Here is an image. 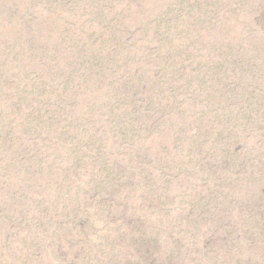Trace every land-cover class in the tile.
<instances>
[{
  "label": "rangeland",
  "instance_id": "374dc122",
  "mask_svg": "<svg viewBox=\"0 0 264 264\" xmlns=\"http://www.w3.org/2000/svg\"><path fill=\"white\" fill-rule=\"evenodd\" d=\"M0 264H264V0H0Z\"/></svg>",
  "mask_w": 264,
  "mask_h": 264
}]
</instances>
